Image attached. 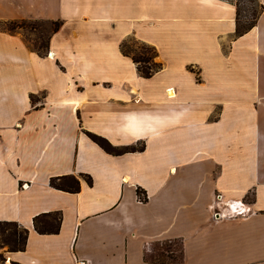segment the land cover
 Listing matches in <instances>:
<instances>
[{
	"label": "crops",
	"instance_id": "0c3cea01",
	"mask_svg": "<svg viewBox=\"0 0 264 264\" xmlns=\"http://www.w3.org/2000/svg\"><path fill=\"white\" fill-rule=\"evenodd\" d=\"M257 1L237 35L224 0H0V221L28 231L3 264H264ZM26 20L58 22L42 54L34 29L3 28ZM126 40L160 69L140 76ZM86 133L144 148L108 154ZM68 175L77 192L50 186ZM51 213L59 231L37 233Z\"/></svg>",
	"mask_w": 264,
	"mask_h": 264
},
{
	"label": "trees",
	"instance_id": "16d2710c",
	"mask_svg": "<svg viewBox=\"0 0 264 264\" xmlns=\"http://www.w3.org/2000/svg\"><path fill=\"white\" fill-rule=\"evenodd\" d=\"M258 2V1H257ZM234 4V3H233ZM235 8H236V4ZM260 11L258 13H252L251 20L246 23V25L239 24V18L236 10V34L242 35L250 30L256 23L259 14L262 12V5L259 4ZM24 22H9L4 25V29L8 31H14L18 28L24 27ZM58 27V22L52 23V29ZM130 40H126L120 44V51L123 55L130 57L132 62L135 64L137 73L144 77H150L154 72L160 69L161 65L154 58L157 56V52L153 46L145 44L143 42H138L136 40L131 41L132 47L137 50H128ZM46 45H41L37 48V51L42 54ZM88 138L97 144L103 151L112 155H121L127 152L142 151L144 145L141 144L138 147L135 146H124L115 147L111 145L106 139L97 136L92 133H86ZM88 184L91 180L88 176H83ZM51 187L69 192L75 193L79 190V180L73 175L61 176L56 178H51L49 181ZM137 197L141 202L146 201V195L142 190L137 189ZM60 215L58 213L43 214L33 218L34 230L39 234H55L60 228ZM28 231L19 226L16 222H6L0 221V249L6 248L8 252L24 251L26 247V237ZM0 262L4 263V258L0 253ZM10 264H18L11 262Z\"/></svg>",
	"mask_w": 264,
	"mask_h": 264
},
{
	"label": "rangeland",
	"instance_id": "374dc122",
	"mask_svg": "<svg viewBox=\"0 0 264 264\" xmlns=\"http://www.w3.org/2000/svg\"><path fill=\"white\" fill-rule=\"evenodd\" d=\"M229 1L234 4H236V10L239 18V24L240 25H246L247 22L251 20L252 13H258L260 11L259 3L257 0H224ZM24 22L23 28L26 30L34 29L36 36L35 40L33 42L34 48H39L41 45H46V38L49 34V32L52 29V25L49 22L46 21H35V20H26L22 21ZM132 40L129 41V45L127 46L128 50H134L136 52L137 50L135 47H132ZM156 58H154L155 60ZM166 246H172L174 248H178L179 244L176 242H172L169 244H165Z\"/></svg>",
	"mask_w": 264,
	"mask_h": 264
},
{
	"label": "built area",
	"instance_id": "2783aa9c",
	"mask_svg": "<svg viewBox=\"0 0 264 264\" xmlns=\"http://www.w3.org/2000/svg\"><path fill=\"white\" fill-rule=\"evenodd\" d=\"M22 187L25 188V185H23ZM76 264H89V263L87 261H85V260H77Z\"/></svg>",
	"mask_w": 264,
	"mask_h": 264
}]
</instances>
